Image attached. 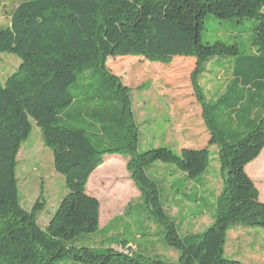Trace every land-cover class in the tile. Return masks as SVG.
I'll list each match as a JSON object with an SVG mask.
<instances>
[{"label":"trees","instance_id":"trees-1","mask_svg":"<svg viewBox=\"0 0 264 264\" xmlns=\"http://www.w3.org/2000/svg\"><path fill=\"white\" fill-rule=\"evenodd\" d=\"M208 15L256 22V55L241 57L243 68L226 78L213 102L199 87L204 65L239 56V50L202 42ZM4 53L20 64L0 80V264H57L68 256L79 264H243L226 258L224 247L231 226L264 229V204L245 171L264 150V0H22L0 29ZM123 57L162 65L178 57L196 60L194 94L224 175L213 223L203 232H180L149 170L157 163L172 166L198 184L212 161L209 147L138 151L130 89L107 67L109 59ZM223 118L238 130L224 134L217 124ZM33 126L67 189L45 228L36 220L44 200L23 209L16 177L17 156ZM110 156L126 159L142 205L163 228L165 246L178 254L175 261L112 249L127 246L119 239L98 248L87 243L85 237L99 231L100 203L86 186ZM188 201L197 203L198 196Z\"/></svg>","mask_w":264,"mask_h":264},{"label":"rangeland","instance_id":"rangeland-1","mask_svg":"<svg viewBox=\"0 0 264 264\" xmlns=\"http://www.w3.org/2000/svg\"><path fill=\"white\" fill-rule=\"evenodd\" d=\"M21 1L0 0V29L9 26L11 15ZM255 25L254 20L248 19L238 22L236 19L219 20L213 15L205 18L204 30L201 33L203 43L235 44L239 50V56L217 57L204 65V72L199 78V87L208 101H213L223 94L226 89L224 87L225 78H230L234 69L243 68L245 60L241 57L256 55L252 46ZM195 62L194 58L178 57L170 65H162L139 57H123L109 59L107 67L121 80L123 85L130 89L132 110L139 130L138 151L144 152L148 148L161 147L178 154L183 148L199 150L209 147L212 161L203 190L216 192L221 188L224 175L215 155L218 151L217 146L208 144L210 135L201 117V106L194 94L191 73ZM19 64L20 59L17 56L0 54V80L11 75ZM222 71L223 75L218 79L217 76ZM81 81L79 75L76 82L81 83ZM237 94L234 92L231 96H237ZM217 124L226 135L238 130L227 118L217 120ZM114 159L104 172H108L109 176H102L93 181L89 187L90 192L98 195L102 204L101 216L104 232L96 236L94 248H98L99 241L104 238H119L143 247L145 240L139 238V235L146 228L157 232V238L153 237L157 254L163 259L175 261L176 259L171 258L177 256V252L163 244L161 233L163 228L145 210L139 191L134 186L136 192L130 193V187L127 184L130 180L129 175L123 174L124 168L119 162H125V159L122 156H114ZM18 161L16 177L21 206L25 210H30L34 203L42 198L45 208L36 219L37 224L42 227L47 224L58 208L62 198L67 194V189L64 178L53 169L51 149L43 145L40 132L35 126L27 140L21 145ZM156 166L166 165L157 163ZM257 166L264 169V152L258 162L253 165L256 172ZM163 173L161 171V174ZM130 183L132 184V181ZM258 184L264 195V174L260 175ZM127 195L129 198L122 200L123 196ZM128 204L133 205V214L125 217L123 213ZM202 205L204 208L207 207L206 210H210L207 202L202 201ZM201 206L197 208L193 205H182L181 208L172 209V217L182 227V234L203 232L202 230L207 228L208 218L204 215ZM254 229L262 228L254 227ZM79 242L83 243L85 240H79ZM130 247L126 246L124 250H116L134 253L135 250ZM224 249L226 258L243 260L244 264H264V236L260 239L240 237L238 241L229 236ZM136 254L144 253L140 249ZM231 255L234 256L231 257ZM57 264L79 263L74 262L72 257L68 256Z\"/></svg>","mask_w":264,"mask_h":264},{"label":"crops","instance_id":"crops-1","mask_svg":"<svg viewBox=\"0 0 264 264\" xmlns=\"http://www.w3.org/2000/svg\"><path fill=\"white\" fill-rule=\"evenodd\" d=\"M221 75H223V71L218 74V76H217L218 79H220L219 76H221ZM226 78H225V81H227ZM225 84H226V82H225ZM224 87H225V85H224ZM215 99L213 101H215ZM209 101L213 102L212 100H209ZM263 152H264V150L262 151V153L260 154V156L256 160H254L252 163H250L246 166L245 171H246L247 175L250 177V179L254 182V185L256 186L257 190H259V192H260L259 193V200L261 203L264 204V195L258 186L259 185L258 184L259 177L261 174H264V169L261 166H257L258 170L256 172V171H254L256 168L253 167V165H255L258 162V160L262 156ZM19 153H20V151H19ZM113 160H115L114 156L106 157L104 163L91 174V176L88 180V184L86 186L87 194L90 195L91 197L96 198L100 203L99 231L94 235H90V236L85 237L89 246H91L93 248L95 247L94 240H95L96 236L98 234H102L104 232V229L102 227L103 226L102 225L103 219L101 216L102 215L101 200L97 194H95L92 191L90 192L89 187L93 181L102 178V176H109V174H107L108 172L107 173H104V172L106 171L105 169H107V167L109 165H111ZM18 162L19 161H18V156H17V163ZM119 162H121L123 165V168H124L123 174L125 176H128V173L126 172V159H125V162L124 161H119ZM209 168H210V166H209ZM209 168L206 171V173L201 177L198 184H195V182L188 181L184 174L176 171L174 168H171L168 166H156V164L150 168V170H149L150 176L152 178H154L159 183V185L161 186L162 198L164 200L165 209L167 210L168 214L170 215V217L175 222H177V221L174 219V217H172V209L181 208L182 205H189V206L193 205V206L199 208L201 206V202L205 201L208 203V206L210 208V210H206L207 207L204 208L203 207L204 205L201 206L202 211L204 212V215L208 218V223H207L206 227L208 228L212 225L213 216H214V212H215L214 204H215L217 196L219 195L221 188L219 191H216V192L208 191L207 189L203 190V187L207 183V180H206L207 177L206 176L209 172ZM161 171H163L164 173L161 174ZM130 182L131 181L128 180L127 184L130 187V193H132L135 189H134L133 183L131 184ZM221 187H222V183H221ZM134 192H136V191H134ZM195 195L198 196L197 203H190L188 201V199L194 198ZM128 198H129L128 195L123 196L122 200H127ZM209 200H210V202H208ZM133 208H134L133 205L128 204L126 206V208L124 209L123 216H125V217L126 216H132ZM49 220H48V222H49ZM48 222H47V224H48ZM47 224L42 226V228H45ZM176 224L178 225V228H179L180 232L182 233V231H181L182 227L180 226V224H178V223H176ZM206 229H204V230H206ZM204 230H202V231H204ZM197 233H200V232H197ZM187 234H196V233H187ZM183 235H186V233H184ZM229 236L234 238L237 241L240 237H244V239H252V238L253 239H260L262 236H264V230H262V229L257 230L254 228H248V227L235 225V226H231L228 229V231L226 233V243H227V239ZM153 237L157 238V232L156 231L153 232L152 230H149V229L147 230L145 228V230L139 235V238H144L145 241H144L143 245H145V246L140 247V246H137L133 242H128L127 246H131L130 249H134L135 250L134 253L139 252L141 249V251L144 254L147 253L148 255H158L157 251L155 249V246H154L155 241L153 240ZM118 239L119 238H114V239L104 238L101 241H99L98 244H99V247H102V246L105 247V246H109L110 244H114V241H117ZM119 240H121V239H119ZM158 240L161 241V239H158ZM107 243H109V245H107ZM120 243L122 245H124L127 242L125 240H121ZM225 246H226V244H225ZM111 248L114 249L115 247L111 246ZM115 250H116V248H115ZM224 253H226L225 249H224ZM177 256H175L174 258H171V259H177ZM232 256H234V255H231V257ZM236 256H239V255H236ZM236 260H238V259H236ZM238 261H241V260H238ZM241 262L244 264L243 260Z\"/></svg>","mask_w":264,"mask_h":264}]
</instances>
